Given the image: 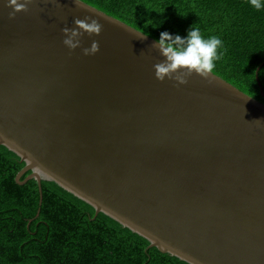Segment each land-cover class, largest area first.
Segmentation results:
<instances>
[{"label": "water", "instance_id": "95a60500", "mask_svg": "<svg viewBox=\"0 0 264 264\" xmlns=\"http://www.w3.org/2000/svg\"><path fill=\"white\" fill-rule=\"evenodd\" d=\"M8 2L0 145L25 163L16 184L34 179L41 200L54 182L189 264H264V104L213 73L157 80L156 41L83 2L32 0L12 19ZM85 17L103 30L69 49L62 30Z\"/></svg>", "mask_w": 264, "mask_h": 264}, {"label": "trees", "instance_id": "16d2710c", "mask_svg": "<svg viewBox=\"0 0 264 264\" xmlns=\"http://www.w3.org/2000/svg\"><path fill=\"white\" fill-rule=\"evenodd\" d=\"M158 41L193 27L222 47L213 74L264 104V8L249 0H81ZM262 91V92H261ZM25 163L0 145V264H189L51 181L15 182ZM31 172L22 175L24 180Z\"/></svg>", "mask_w": 264, "mask_h": 264}, {"label": "clouds", "instance_id": "9594fccd", "mask_svg": "<svg viewBox=\"0 0 264 264\" xmlns=\"http://www.w3.org/2000/svg\"><path fill=\"white\" fill-rule=\"evenodd\" d=\"M77 6L82 5L81 0H74ZM32 0H9L8 6L13 8L9 18L15 17L17 12H27L28 5ZM250 5L257 11L264 8V0H249ZM90 21V22H89ZM75 28L65 27L62 31L66 38L63 43L69 49H76L80 46V37L85 33L89 36L100 35L103 25L95 19L85 17L75 19ZM152 47L157 48L164 57L162 62L156 63L154 67L155 78L163 82L166 78L174 80L177 84H187L193 74L203 79H209L215 68V61L220 59L222 53L218 49L222 47L220 38L213 36L205 39L198 28L193 27L186 38L180 35H171L167 31L160 34L158 41ZM99 51V42L93 41L90 48H84L85 55H93ZM209 82H211L209 80Z\"/></svg>", "mask_w": 264, "mask_h": 264}]
</instances>
